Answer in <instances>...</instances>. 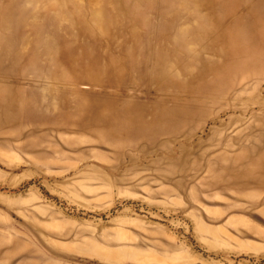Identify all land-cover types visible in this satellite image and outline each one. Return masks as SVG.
I'll return each mask as SVG.
<instances>
[{
  "label": "rangeland",
  "instance_id": "rangeland-1",
  "mask_svg": "<svg viewBox=\"0 0 264 264\" xmlns=\"http://www.w3.org/2000/svg\"><path fill=\"white\" fill-rule=\"evenodd\" d=\"M0 264H264V0H0Z\"/></svg>",
  "mask_w": 264,
  "mask_h": 264
},
{
  "label": "bare ground",
  "instance_id": "bare-ground-1",
  "mask_svg": "<svg viewBox=\"0 0 264 264\" xmlns=\"http://www.w3.org/2000/svg\"><path fill=\"white\" fill-rule=\"evenodd\" d=\"M218 99V98H217ZM257 123V122H256ZM259 123V122H258ZM83 139V138H82ZM45 161H47V160H45ZM50 161V160H49Z\"/></svg>",
  "mask_w": 264,
  "mask_h": 264
}]
</instances>
